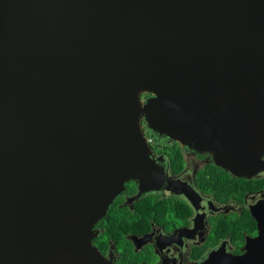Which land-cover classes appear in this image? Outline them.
Returning a JSON list of instances; mask_svg holds the SVG:
<instances>
[{
	"label": "water",
	"instance_id": "95a60500",
	"mask_svg": "<svg viewBox=\"0 0 264 264\" xmlns=\"http://www.w3.org/2000/svg\"><path fill=\"white\" fill-rule=\"evenodd\" d=\"M143 119L257 172L264 0H0V264H93L125 183L154 189Z\"/></svg>",
	"mask_w": 264,
	"mask_h": 264
},
{
	"label": "flooded vegetation",
	"instance_id": "af4514ba",
	"mask_svg": "<svg viewBox=\"0 0 264 264\" xmlns=\"http://www.w3.org/2000/svg\"><path fill=\"white\" fill-rule=\"evenodd\" d=\"M142 128L154 189L125 183L92 228L93 264H264V154L241 174L217 153L155 136L145 119Z\"/></svg>",
	"mask_w": 264,
	"mask_h": 264
}]
</instances>
